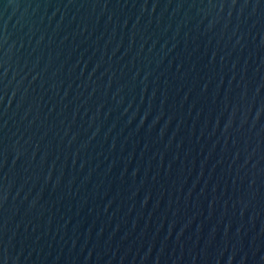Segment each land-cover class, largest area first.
Listing matches in <instances>:
<instances>
[{"label": "water", "instance_id": "water-1", "mask_svg": "<svg viewBox=\"0 0 264 264\" xmlns=\"http://www.w3.org/2000/svg\"><path fill=\"white\" fill-rule=\"evenodd\" d=\"M0 264H264V0H0Z\"/></svg>", "mask_w": 264, "mask_h": 264}]
</instances>
